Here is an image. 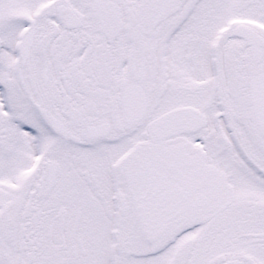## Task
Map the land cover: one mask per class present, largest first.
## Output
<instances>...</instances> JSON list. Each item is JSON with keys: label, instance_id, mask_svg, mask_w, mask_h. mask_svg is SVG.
Instances as JSON below:
<instances>
[{"label": "snow or ice", "instance_id": "obj_1", "mask_svg": "<svg viewBox=\"0 0 264 264\" xmlns=\"http://www.w3.org/2000/svg\"><path fill=\"white\" fill-rule=\"evenodd\" d=\"M0 264H264V0H0Z\"/></svg>", "mask_w": 264, "mask_h": 264}]
</instances>
